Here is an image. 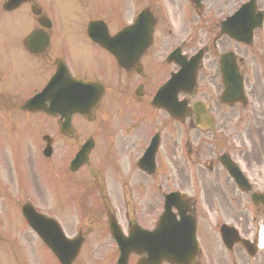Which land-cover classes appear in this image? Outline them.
I'll return each instance as SVG.
<instances>
[{
  "label": "flooded vegetation",
  "instance_id": "obj_1",
  "mask_svg": "<svg viewBox=\"0 0 264 264\" xmlns=\"http://www.w3.org/2000/svg\"><path fill=\"white\" fill-rule=\"evenodd\" d=\"M186 2L189 7H193V9L195 8V4H191L188 1ZM221 2H223L222 5L220 4ZM201 3L203 4L202 9L200 11L196 9L195 10L197 11V15L201 18V20H203L204 22H208L209 36L205 40L204 53L202 54L203 65L198 71L200 74H198L197 76V83L200 82L201 84V81H206L207 88H201L199 84L198 89L195 88V90L185 88H181L180 90L178 89V92L176 91L177 99L181 101L187 100L188 108H190L192 102H195L198 99L202 102H206L210 104L208 107L209 112L212 116L216 117L217 106L223 107L224 104L222 103V101H220V93L222 92L223 88L220 72L221 57L223 54L232 52L234 54L235 62L239 68L240 77L242 78L243 82L244 93L248 101L246 108L250 107L252 116H254V112H256L255 110H258V112L264 117V88L262 87L264 74V26L263 28L255 29L252 32L253 42L251 45H244L243 43L237 42L231 37L220 33L221 21L233 13V0H201ZM5 4L6 0H0V45H2L4 48V53L0 55V62H3L5 64L9 63L7 53L10 36L22 35V37H24L26 35L24 30L34 32L37 31V35L34 39L31 40V42L35 44L36 48L30 50L26 47V45H24L21 57L19 58L21 62L20 67L27 68L30 72L38 70L37 75L39 77H41L45 73H48L47 77H49L55 71L56 67L58 66V62L63 61L67 65L68 72L71 76L77 79H82L84 81L89 80L88 77L85 76V74L81 75L77 71H75L73 66L79 67V62H77L79 54L83 53L86 49L93 48L92 51L95 50L96 55H106L105 53L107 52L103 48L91 45V42L88 41L85 33L79 32L75 35L76 38L74 41L77 46L75 52H68V54L65 55L59 50V48L61 47V45H65L68 42L63 40H56L51 31V27L49 29H45L47 35V44H45V46L43 47L41 46L40 48L41 36H43V33L41 32L42 27L37 21V17H32L29 14L31 5H40L39 1L29 0L20 5L18 11L24 10L27 14V20L24 18V16H17L15 18V20L18 22V27L21 30L18 31V33L16 31L15 33L8 32V24H15V20L11 15H13L12 13L16 12L17 10H5ZM209 5L212 10H214V13H218L219 17L213 15L208 16L207 18H202L203 9H205V7H208ZM258 5L260 7L264 5L262 4V0L258 1ZM68 9L70 11H74L72 6H68ZM43 14H45V11L43 12ZM76 25L77 22L75 21L73 23V26L75 27ZM192 26L193 24H190V22H183L179 30H177L176 32H172L165 17L156 16L153 29L152 44L143 52L139 60V63L142 66V70L143 67L144 71L146 70L145 68L147 62L152 67H156L158 64H162L158 61L159 58L164 54V52L167 51L166 47L170 45L171 41H173V39L176 38L179 34L183 35V33H186L189 29L191 30ZM120 28H118V30H113L112 33L114 34L115 32L119 31ZM62 34L64 35L63 32ZM193 36L194 40L197 41L198 37L195 32H193ZM19 40L20 44H22L23 42L21 41L20 37ZM193 50L194 48L191 51ZM195 51L191 53L184 51L183 53L192 55L193 53H196ZM88 54L93 55L91 53ZM114 62L115 64L112 65V67H114V70H116V77L122 75L127 79L125 86L127 90L125 91L124 95L119 93L115 86L112 87V90L114 92L122 95L120 97V99H123L122 105L118 108L115 116H109L104 120L103 124L100 123L101 125H103L102 127L99 123H97V121L99 120L98 114H95L91 121L87 118H84L85 120H80L79 118H75L80 116H74L72 117L70 123H65V126L63 127L64 130H62V121H60L58 117H52L53 135L51 136V154H53V145L55 146V151H61L62 146L68 145L69 151L63 158L66 159L71 153L72 158L73 155L78 150H80L85 142H89V146L87 148V150L89 151L88 161L85 164L79 166V169L77 168V171L71 172V170L67 166V163L63 161L61 171L58 172L57 170L52 169V173L54 178H56L57 175H60L61 180L65 181L66 187L68 188L74 182L78 185L83 194H90L91 196L95 195V193L99 194L102 200L101 209L104 211L105 223L103 222V220L101 221L96 219V225H105L107 228H109L107 216L110 214L115 216V218L120 222V219L114 212H109L106 202L108 200V196L110 197L115 195L117 199L120 200L121 198H126V195H128L131 200H134V203L128 210L123 207L119 208L120 212L125 213L119 214V216H121L125 221L122 225L128 228L138 222L149 229L155 225L156 220H154L152 216V210L154 208L152 209L151 207V197H149L151 187L150 185L145 184L153 183L154 176L156 175L155 173L158 170L161 171V173L163 172L162 169H164V160L158 159V152L160 147L162 146L164 135L161 130L163 131V129H165L170 119V115L166 111L152 104V98L154 96L156 88H158L160 84L164 82L163 80L166 77V79H168L171 76V73L176 72L178 70V67L174 62L167 61L165 62L166 66H161L155 69V71L151 75L145 76L146 73L140 75V73L136 71L134 67L124 69L117 63V61L114 60ZM107 86V84L104 86V90L106 89V92L103 95L105 101L109 96L111 90V87ZM128 90H131L134 96L137 95L135 101L127 100L129 99ZM139 92L142 93L141 96H139ZM0 97L2 99L8 98L7 96L3 95H1ZM143 99L146 102H144ZM211 102L214 103L211 104ZM236 105H240V103H236ZM146 107L151 108L150 117L145 116ZM198 110L199 107L194 106L192 112ZM191 119H193L192 114H189L187 116L183 115L182 120L180 121L188 123V121H190ZM257 119L259 120L258 116ZM157 123H160L161 127L154 129V131L157 130L156 133H158L155 138L158 145V150L155 155L156 170L154 174H151L138 169L136 165L138 164V160L136 161V159L140 157L141 152L144 148L147 147L152 136L154 135H152L153 131H150L149 127ZM260 130L262 131V128H260ZM183 133L187 135V133L183 130L177 131V135H181ZM165 136L167 137V134H165ZM191 147V144H189V151L192 153L193 150L191 149ZM196 152L197 154L200 153L199 150H197ZM242 154L245 155L246 160L249 159L248 157L250 154L252 155V158H256V160H253L252 162H247L242 158L238 161L241 163V167L245 166L251 169L256 168V175L258 176L259 170L263 168L262 166H264V147L258 149L256 154L254 153L253 149L249 151H243ZM91 156L94 157L93 161L90 160ZM149 159L150 157L141 158L140 166L142 167L146 164H149ZM218 160L220 161V159ZM95 161L97 163H95ZM51 164V167L56 165L55 158L52 159ZM185 165L189 168V173L191 174V165L187 162L185 163ZM211 167L212 166L209 165V169H212ZM224 170L231 183L239 191L234 192L233 185L229 184L231 193L237 194L236 203L238 206L237 208H233V210H235L242 216V220H245L246 216L241 209V206L243 205V203H246L243 201L242 194L240 193L241 191L239 190L241 187L236 184L231 174L225 168ZM251 171L255 172V170ZM138 179L141 180L142 183H145L144 185L146 186V192L137 193ZM242 179L245 181L243 177ZM187 181L188 176L182 177V184H180V188L182 189V191H184L183 189L189 190V187L185 186ZM236 185L240 188H238ZM207 189H209V187ZM191 191L193 194L198 192L194 186L191 187ZM142 196L144 197L143 207H139V209H137L135 200H137V198H142ZM247 197L248 200L252 203L251 194H247ZM191 204L192 208L189 209V214L194 215V217L196 216L199 224L201 220V211L200 209H197L195 200L192 199ZM157 209H154V212H156ZM258 211L259 210L255 209V212H257V216H259ZM126 213L130 214V217ZM226 221L233 222V224L230 225H235L241 228V231L246 234V236H252L250 233H248L249 225L246 221L242 222L239 218H226ZM219 225L220 223L217 225V230ZM217 230H215V232L212 231L211 235L207 234L206 232H200V236L204 240L205 247L204 252H201V254L196 258V264H207V260L212 255L216 258L218 264L232 263L231 255H223L222 249L219 245L220 236ZM246 264H249V262L247 261Z\"/></svg>",
  "mask_w": 264,
  "mask_h": 264
},
{
  "label": "rangeland",
  "instance_id": "obj_2",
  "mask_svg": "<svg viewBox=\"0 0 264 264\" xmlns=\"http://www.w3.org/2000/svg\"><path fill=\"white\" fill-rule=\"evenodd\" d=\"M104 0H99V3H101ZM158 1L159 0H154ZM234 2L236 0H233ZM264 1V0H263ZM107 2V0L104 1V4ZM150 3V2H149ZM160 4V3H159ZM168 6V5H167ZM101 7H98L95 12H100ZM172 16L174 20L177 19V12L176 7L170 8ZM263 46H264V39H263ZM67 50V49H66ZM13 56L17 55V51H13L11 53ZM68 54V53H67ZM87 58V59H86ZM111 64L110 59L108 57H94L88 53H83L80 56L79 60V67L77 70L80 73H92L95 76H100L104 79V81L107 84H110L112 87L115 85L116 82V71L111 68L109 65ZM23 75L24 73L20 75V80L16 76H12L11 78L5 77L6 80L9 81V83L5 86V88L8 86V91H13L14 89H21L23 91L28 90L31 87V83L23 81ZM28 80V79H27ZM26 80V81H27ZM201 88H207L206 81H201L200 84ZM262 87L264 88V77L262 80ZM210 88V87H209ZM112 94L110 92L108 99L112 98ZM229 109H233L232 112H229ZM250 110V108H248ZM254 116L252 119L248 120V125L246 127V130L242 129L244 122L246 121L245 118H243V114L245 111H241L239 107H219L217 106V114L216 119L218 121L219 129L225 130L226 133L231 134V137L229 140H223L220 137H217L214 135V133H197L194 132L189 136V143L191 144V149L193 150L192 153L189 151V147L184 151L185 149V143L182 140L181 146L182 150L177 148V152L175 153L176 159L173 160L172 164L177 167H183V165L188 160L186 154L190 156V164L191 167V176L188 178V181L186 182V186H196V183L200 185V182H196V180H193L194 176H197L200 178V180L204 182L212 181L215 185L217 181H220L222 188L225 189V193L220 195L219 197H216L214 195H207L203 196L200 195L199 192H196V197L198 199H201L203 207L206 205V201L208 202L212 200L211 206L215 209L217 213H220L222 216L220 218H239L240 221H246L248 224H250V221L248 219L242 220V216L238 214L235 210L231 209L229 206L226 205V193L228 191L227 185L225 183L224 176L221 174L219 178H217L216 173H207L206 171L202 170L199 167L198 162L201 158H210L214 157L219 151L230 148L231 143H242L246 145L247 147L251 145L252 149H254V153H257L258 149H261L264 147V117L258 112V110H255ZM28 116V115H26ZM257 116L259 117V120L257 119ZM0 117L2 118V123H0V126H3L7 129L6 132L0 129V153L4 155V157L0 156V182L4 183L7 180L6 175V168L5 164H9L10 166L13 165L12 169V175L11 179L12 182L15 180V177L18 175L20 177L21 185L24 191H30L33 187V180L34 177H37V174H40V192L41 195L44 197V199L49 198V186L48 181L50 178L49 170L48 168H42L40 167L39 163L40 160L37 158H34V165L31 164V159L29 160L30 165L24 166L27 163V158L25 157V144L26 146L31 150V144L33 143V133L34 131L32 129H28L25 127V125L28 122H32V119L28 117H23L20 112H15L13 114H6V113H0ZM14 123L15 130H12L10 127V123ZM247 123V121H246ZM262 128V131L260 130ZM236 136V137H234ZM165 143V142H164ZM201 149V153L197 154V150ZM236 151V150H234ZM245 150H237V152L234 153L233 156H235L237 159H245V155L242 154V152ZM249 159L245 161L252 162L253 160H256V158H252V155L250 154ZM260 169V177L261 173L264 171V166ZM245 169H248V171L251 173L252 176H256L257 169H251L245 167ZM251 170H255V172H252ZM37 173V174H36ZM173 177L180 178L181 173L174 174ZM255 178V177H254ZM181 179V178H180ZM165 185V181L163 182ZM208 186V185H207ZM206 186V187H207ZM53 196L56 201H59L62 194L52 189ZM1 200H0V207H3V210H0V213L2 216H0V222L2 220V227L0 229V235L2 236V242L0 243V264H23L24 261L26 262H35L36 258L39 256H42V258L45 259L47 263H49L51 260L49 257L41 250L39 249V243L35 237L34 234L30 235L31 237H28L27 235H24L25 241L20 238L19 232H18V239L14 238V232L12 233L9 229V226H4V219L7 222H11V224L17 223V214L14 210H10V201L8 200V196L4 198L3 194H0ZM41 199V204H48L47 200ZM49 209L52 211H55L56 213L63 215L64 211L58 207L57 204L50 205ZM7 207V209H6ZM79 215L75 214L73 216V221L79 220ZM264 218V216H263ZM262 218V220H263ZM5 221V223H6ZM20 220H18L19 222ZM201 223L204 225V223H208L212 226L211 220L202 218ZM264 224V222H263ZM22 231L24 232V227L22 226ZM27 230V234H30L29 229L25 227ZM8 233V236H7ZM8 239H17V245L13 246H6V241ZM40 251L42 255H40ZM45 255V256H44ZM9 256V258H8ZM17 257V259L14 261L13 258ZM42 260V259H40ZM7 262V263H6ZM250 264H264V261H253Z\"/></svg>",
  "mask_w": 264,
  "mask_h": 264
}]
</instances>
